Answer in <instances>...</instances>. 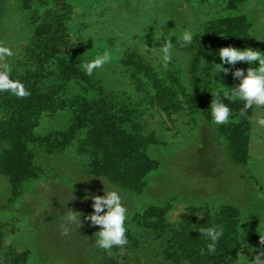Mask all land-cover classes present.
<instances>
[{
  "label": "rangeland",
  "instance_id": "1",
  "mask_svg": "<svg viewBox=\"0 0 264 264\" xmlns=\"http://www.w3.org/2000/svg\"><path fill=\"white\" fill-rule=\"evenodd\" d=\"M0 44L29 93L1 92L0 264H249L264 252V110L224 98L229 121L210 113L249 67L219 72V49L264 52V0H0ZM104 181L128 209L127 243L110 251L86 219ZM213 226L214 253L200 231Z\"/></svg>",
  "mask_w": 264,
  "mask_h": 264
},
{
  "label": "clouds",
  "instance_id": "2",
  "mask_svg": "<svg viewBox=\"0 0 264 264\" xmlns=\"http://www.w3.org/2000/svg\"><path fill=\"white\" fill-rule=\"evenodd\" d=\"M194 31L191 29L184 30L180 39L182 46L191 45L194 39ZM156 54L163 62V67H167L173 56V44L171 40H165L161 47L156 50ZM12 50L0 44V60L5 57H11ZM220 57L219 72L228 73L229 68L224 65L235 66L238 62H246L249 67L247 69L235 68L232 76L239 80V83L232 88L223 91V99L214 98L210 105V113L212 120L216 124H225L231 116V109L224 98L231 100L243 101L242 113L246 109L255 107L257 110H264V52L252 47L240 49L233 46L222 47L217 54ZM112 59L110 51H104L103 54L97 55L91 61L83 64V70L86 75L91 76L96 69L102 68ZM258 61V66H254V62ZM8 91L18 96L28 95L24 84L19 80L11 78V68L7 63L0 65V92ZM257 126L264 127V116H260L255 121ZM105 188L103 195H93V213L86 217L93 225L100 226V230L96 232L98 239L96 244L99 248L110 251L113 246H123L127 243L126 237V220L128 209L121 195V190L104 181ZM80 215L69 211L66 215V221L69 225L80 226ZM67 231V230H66ZM201 233L211 242L208 244V251L215 252L216 244L223 236V228L221 226H213L209 228H201ZM264 243V239H261ZM243 256V255H242ZM249 264H264V252L259 253L254 259L249 260Z\"/></svg>",
  "mask_w": 264,
  "mask_h": 264
},
{
  "label": "trees",
  "instance_id": "3",
  "mask_svg": "<svg viewBox=\"0 0 264 264\" xmlns=\"http://www.w3.org/2000/svg\"><path fill=\"white\" fill-rule=\"evenodd\" d=\"M3 101V97L1 96V92H0V102H2ZM100 169H102V168H100ZM104 173H102L101 172V170H98V172H97V176H102ZM109 179L111 180V181H114V179L113 178H111V177H109Z\"/></svg>",
  "mask_w": 264,
  "mask_h": 264
}]
</instances>
